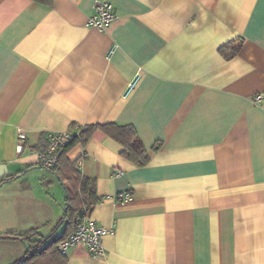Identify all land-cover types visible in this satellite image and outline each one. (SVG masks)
<instances>
[{"label": "crops", "instance_id": "1", "mask_svg": "<svg viewBox=\"0 0 264 264\" xmlns=\"http://www.w3.org/2000/svg\"><path fill=\"white\" fill-rule=\"evenodd\" d=\"M97 1L117 16L105 30L89 25ZM260 94L264 0H0V233L13 235L0 264L26 253L16 234L47 235L64 215L36 147L111 122L134 125L150 160L101 130L67 152L96 181L91 217L112 230L105 257L77 246L67 264H264Z\"/></svg>", "mask_w": 264, "mask_h": 264}, {"label": "trees", "instance_id": "2", "mask_svg": "<svg viewBox=\"0 0 264 264\" xmlns=\"http://www.w3.org/2000/svg\"><path fill=\"white\" fill-rule=\"evenodd\" d=\"M34 1L46 5H53L54 3V0ZM227 48L226 46L221 48L226 56L234 54L237 51V48L234 47L231 52H227ZM79 127L80 134L60 154V167L51 169L59 177L66 189L65 212L57 224L59 228L64 223H66V226L60 234H57L59 230L57 226L58 229L55 228L49 235H43L36 229L16 234L18 238L28 242V247L24 256L12 264H67L68 255L58 249V244L74 231V216L76 212L83 206L92 208L91 206L99 201L96 193V181L82 175L78 170L77 161H70L67 157V152L78 142L85 144L96 130H101L122 145L121 155L125 158L140 166L147 164L150 160V153L145 147L137 129L132 124L111 122ZM36 148L41 150L40 147ZM21 174L12 177V179L17 178ZM7 181V179L0 180V187ZM10 238H13L12 231L0 233V240Z\"/></svg>", "mask_w": 264, "mask_h": 264}, {"label": "built area", "instance_id": "3", "mask_svg": "<svg viewBox=\"0 0 264 264\" xmlns=\"http://www.w3.org/2000/svg\"><path fill=\"white\" fill-rule=\"evenodd\" d=\"M95 11V14L89 18V25L101 30L110 27L117 18L113 5L108 1H97ZM129 86L131 87L132 83ZM263 97L264 94H260L256 96V100ZM79 134V126H76L73 131L48 133L46 136L48 142L46 148L37 152L38 163L48 170L60 167V154ZM26 138V134L23 131L18 132L19 142L17 148L19 151L23 149V141ZM131 197L129 193H119L117 195L119 201H128ZM74 223V231L58 244V249L63 253H68L70 249L82 246L94 257H105L106 250L103 246V236L112 230L99 225L91 217V208L87 206L81 207L76 212Z\"/></svg>", "mask_w": 264, "mask_h": 264}, {"label": "rangeland", "instance_id": "4", "mask_svg": "<svg viewBox=\"0 0 264 264\" xmlns=\"http://www.w3.org/2000/svg\"><path fill=\"white\" fill-rule=\"evenodd\" d=\"M59 183H60L61 186L64 188V192L66 193V189H65V187L63 186L62 182L60 181ZM65 200H66V197H65ZM65 204H66V201H65ZM65 204H64V206H63V210H64V212H65V207H66ZM57 223H58V222H57ZM57 223H55V225H54L52 231L56 228ZM65 226H66V223H64V224L59 228L57 234H60V233L62 232V230L65 228ZM52 231H50L49 233H47V235H49Z\"/></svg>", "mask_w": 264, "mask_h": 264}, {"label": "water", "instance_id": "5", "mask_svg": "<svg viewBox=\"0 0 264 264\" xmlns=\"http://www.w3.org/2000/svg\"><path fill=\"white\" fill-rule=\"evenodd\" d=\"M7 172V166L5 164H0V176Z\"/></svg>", "mask_w": 264, "mask_h": 264}]
</instances>
